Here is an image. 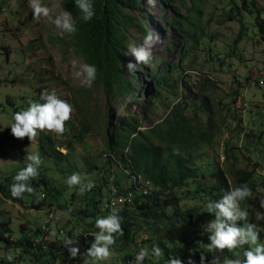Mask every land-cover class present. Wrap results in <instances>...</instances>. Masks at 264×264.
<instances>
[{"label":"rangeland","instance_id":"obj_1","mask_svg":"<svg viewBox=\"0 0 264 264\" xmlns=\"http://www.w3.org/2000/svg\"><path fill=\"white\" fill-rule=\"evenodd\" d=\"M162 1L164 10H167L165 12L158 6V0L154 4L143 0L141 5V14H146L150 20L147 32L158 33L161 38V42L152 48L153 59L148 66L158 70L171 64L175 66L177 59L180 61L176 49L170 47L174 46L173 42L178 45L184 40L180 35L172 38L168 26L172 20H190V34L199 42L197 47L192 48V39H187L186 44L191 49L178 69L172 67V74L176 73L177 77L187 82L182 101L188 102L195 93L199 95L195 108L188 103L186 113L193 118L196 113L193 124L199 131L210 132V145L209 142H204L202 147L200 144L193 155L189 149L183 150V153L190 155L194 164L200 167L210 164L225 170L228 164H234L236 168L248 171L253 169V197L242 202V207L248 208L251 222L256 223L255 212H264L259 206V201L264 200V175L257 171H264V141L257 139L261 131L264 132V41L257 35L252 17L243 12L238 15L236 10H233L232 17H228L233 8L230 2L236 1L240 5V0H196L202 3L200 18L197 20L187 10L193 6L191 1ZM247 1L260 8L264 18V0ZM43 3L53 8L54 12L64 10L61 0H43ZM233 18H237V21ZM172 25L175 26L174 23ZM130 37L138 40L137 45L143 43L142 35L137 30H131ZM129 57L135 63L134 57ZM73 61L76 62L75 67ZM82 64H86L84 58L75 51L69 33L61 34L47 19L34 21L29 0H0V185L5 184L10 189L11 184L7 180L14 182L15 174L25 166L27 153H39L40 135L31 143L27 138L18 140L11 135L8 124L13 113L26 109L30 100L39 101V94L44 89H54L60 98L68 100L75 108L72 119L66 124L68 131L63 136L49 133L62 157L54 155V161L52 155H40L44 164L40 168L38 179L43 178L47 182L49 191L45 192L46 198L37 204L26 196L21 203L0 194V225H6L8 230L4 231V235L12 241L21 240L47 223L50 228H43L51 229L55 236L58 228L72 231V239L78 240L81 255L70 259L68 254V259L61 264H83L87 256L84 253L86 250L81 249L82 235L98 231L94 218H85L79 214L81 210H86L89 214L86 203L94 195V188L81 195L78 186L68 188L66 178L73 172H79L88 179L87 174L91 172L94 163L97 165L95 171L98 177L100 172L102 174L103 169L100 168L106 165V161L98 156L106 151L103 131L106 110L109 109L108 122L112 127L117 126L122 118L131 115L140 117L148 109L151 83L155 79L152 75H146L148 66L140 67L137 70V85L140 86L138 98H126L128 101L123 104L121 101L107 100L102 86L97 82H93L91 87L83 86L80 79L74 76V72ZM141 81L148 86L141 87ZM202 96L209 100L211 109L208 114L198 110ZM177 99V96L160 88L159 97L153 101V115L143 121L142 125L148 128L163 119ZM209 118L211 131L206 123ZM82 126H86L88 130L78 141L76 135ZM248 131H251V136L246 137ZM69 145L70 150L66 148ZM179 150L181 151L180 148ZM54 162L58 163L57 166ZM112 172L116 173L118 170L114 168ZM227 179L234 186L232 178L227 176ZM97 181H94L95 187L99 186ZM40 189L43 190V186ZM187 189H179L176 193L180 195ZM106 193L103 190L101 198L99 197V206L105 201ZM131 194V198H134L133 193ZM183 195L185 194L181 197ZM186 195L188 201L194 198L192 193ZM190 204L198 206L199 202L195 200ZM96 215L99 217L102 214ZM209 221L208 217L203 219L205 225ZM259 224L264 227V221ZM159 234L161 236V233L154 235L146 231L138 233L137 242L141 237H147V240L139 245L129 264H132L142 247L146 246L151 251L152 245L158 244L162 248L159 242L165 243L170 254L177 255V249L166 244L165 240L159 238ZM55 236L46 238L50 237L52 240ZM261 239H264V231ZM17 248L22 249L12 245L7 247L5 241L0 239V261L8 264L6 255ZM118 249L120 248L116 244L113 245L112 258L101 264H127L123 258L126 254L131 255L132 249L121 252ZM165 260L164 255L160 260L145 259L143 264H162ZM13 264L38 263L32 262L31 257L22 249L21 255Z\"/></svg>","mask_w":264,"mask_h":264},{"label":"trees","instance_id":"obj_2","mask_svg":"<svg viewBox=\"0 0 264 264\" xmlns=\"http://www.w3.org/2000/svg\"><path fill=\"white\" fill-rule=\"evenodd\" d=\"M143 0H92L96 11V16L90 22L82 19V13L75 7L74 0H61V7L72 13L77 18V31L69 34L74 45L75 51L80 54L86 64L95 65L98 73L94 82L99 83L107 100L121 101L127 103L128 99L135 100L138 98L140 86L137 85L139 74L137 71L128 72L127 63L130 61L129 55H125L130 44H137L136 39H131V30H137L144 38L147 35L146 27L150 20L146 14H141V5ZM193 6L187 10L194 15V20L200 18L201 1L189 0ZM239 5L236 1L230 2L231 8L228 17H232L233 10L238 15L242 12L252 17L254 28L257 35L264 41V18H262L260 8L247 0H240ZM162 0H158V6L164 10ZM167 10H164L165 12ZM234 19V18H233ZM237 21V18L234 19ZM174 23L175 26L172 25ZM169 23L172 38L180 35L184 42L176 44L170 48H175L177 59L175 66L171 64L165 68L158 70L147 67L148 76H154L152 81V90L150 91L148 109L140 117L130 116L119 120V124L115 127L110 126L109 109L106 110V116L103 120V131L106 151L98 157L106 161L100 169L99 177L95 171L96 163L93 164L91 172H87L88 180L96 181L98 187H94L93 196L86 203L89 214L86 210L79 211L80 215L85 218L91 217L96 220V214H102L99 217L107 216L111 213L113 206H106V214L100 211V198L103 190H106L108 196L110 185H115L121 191L122 198H131L134 195L132 205L130 207L119 208V214L123 217L122 227L124 229L123 236H117L116 246L120 252L132 249V254H126L123 260L129 264L135 252L138 251L139 244L137 242V234L142 231L151 234H159V238L165 240L172 247L176 248L179 256L185 260L191 256L196 264H200V255L205 252L204 249L197 248V241H203L205 244L209 242L207 225L203 219H214V214L206 212V203L209 200H219L224 191L228 190L230 181L227 176L232 178L234 186L247 183L253 189L252 177L254 170H246L236 168L234 164H228L225 170L215 168L216 166H196L191 156H186L183 150L197 151L199 145L204 146V142H209V133L204 130L199 131L193 124L194 118L189 117L186 113L189 109L188 103L195 108V102L199 95L191 96L188 102L182 101V94L187 90V82L180 79L177 74H172V67L179 68L181 61L188 55L190 47L186 44L187 39H192V48L197 47L198 40L194 35L190 34V20L182 18L172 20ZM194 25V23H192ZM240 39V38H239ZM204 48L207 49L206 46ZM123 65V66H122ZM144 65H138L137 70ZM256 83V82H255ZM141 81V87H147ZM252 85V82H251ZM160 88H164L169 94L177 96V101L171 106L168 113L158 122L150 127H144L143 121H146L153 115V101L159 97ZM188 88H190L188 86ZM180 90V93H179ZM128 98V99H126ZM242 105V104H241ZM192 108V109H193ZM203 113H210V103L205 97H201L198 110ZM207 127L211 131L212 125L210 118L207 120ZM144 131H139V129ZM88 128L82 126L76 139H80L87 132ZM243 130V128H242ZM241 130V132H242ZM240 132V133H241ZM246 137L251 136V131L245 134ZM244 136V133H243ZM39 153L42 157H52L55 161L56 157H62V154L56 150V145L49 133H40ZM259 141L264 140V132L261 131L257 138ZM71 149L70 145L66 146ZM181 149V151L179 150ZM51 153V154H50ZM56 157H55V156ZM66 157V156H65ZM57 166L58 163L54 162ZM105 166V167H104ZM116 168L118 172H112ZM112 179V181H111ZM10 184L13 182L7 180ZM43 186V190L40 189ZM36 192H48L47 182L42 178L30 182ZM112 183V184H111ZM264 185V182H262ZM148 185V186H147ZM151 187H150V186ZM182 188H188L185 192L177 195L176 191ZM190 188V189H189ZM142 190L147 191V195L142 194ZM192 191V192H191ZM193 194V199L186 200V194ZM0 194L5 198H12L10 189L5 184L0 185ZM182 194L183 197H181ZM31 197L34 202L35 196ZM97 196V197H95ZM100 197V198H99ZM23 199L18 200L21 203ZM199 202V205L190 204L192 201ZM185 201V203H184ZM191 201V202H190ZM90 215V216H88ZM95 223V221H94ZM44 226H48L47 223ZM43 226V227H44ZM43 227H38L29 235H25L21 240L12 241L4 235L8 228L6 225H0V239L5 241L7 247H22L25 254L31 257V261L38 264H61L68 259L67 252H60L58 245L59 239H52L47 236H40ZM50 228V227H49ZM96 230H98L96 228ZM68 236L72 237V231L65 230ZM91 232L82 235L81 249L84 251L90 247V243L94 240ZM38 240V241H36ZM165 250L166 260L170 254L167 251L165 243L159 242ZM247 247V246H245ZM242 250L236 253L225 251L221 255L233 257L240 254ZM210 261L212 254L205 253ZM165 260V261H166ZM163 261L162 264H165ZM69 264V263H68Z\"/></svg>","mask_w":264,"mask_h":264},{"label":"clouds","instance_id":"obj_3","mask_svg":"<svg viewBox=\"0 0 264 264\" xmlns=\"http://www.w3.org/2000/svg\"><path fill=\"white\" fill-rule=\"evenodd\" d=\"M148 2L154 4L155 0H148ZM74 4L82 13L83 21L90 22L96 16L92 0H74ZM29 6L34 21L40 22L42 19H47L60 30L61 34H72L77 31V18L69 11L54 12V9L45 5L43 0H29ZM160 42L159 34L149 31L143 38L142 44H130L125 55L134 57L135 63L132 61L127 63L128 72L137 71L138 65H150L153 59L152 48ZM73 66H76L75 61H73ZM97 73L98 69L95 65L82 64L79 70L74 72V76L80 79L83 86L91 87ZM74 112V106L68 100L60 98L54 89L51 91L44 89L39 94V101L30 100L26 109L13 113L8 127L15 139L27 138L30 143L42 132L53 133L60 137L68 131L66 124L72 119ZM139 131H144V129L141 128ZM25 160V166L13 177L14 182L10 185V194L13 199H23L25 193L30 196L34 195L36 197L34 203L39 204L46 198V193L43 191L37 193L30 182L38 179L44 160L39 153L35 152L27 153ZM257 171L264 175V171L260 169ZM65 183L69 189L78 186L81 195L90 192L96 186L94 181L88 180L79 172L69 175ZM112 191H116L115 187ZM252 197V189L247 183L235 187L230 183L228 190L224 191L218 201L209 200L206 203V212L214 214L215 218L207 223L209 242L206 244L203 241L196 242L198 249L205 250L200 255V264H264V239H261L264 227L259 224L260 221H264V212L257 210L254 214L256 223H253L248 208L242 207V202ZM120 203H123V198L120 199ZM115 204L116 201H113L110 214L96 218L95 227L98 231L91 234L94 240L84 252L87 259L83 261V264H101L112 258V246L116 244L117 236L124 235L123 217L119 214L120 210L115 207ZM259 206L264 209V200L259 201ZM51 235L55 236V232ZM78 244L77 239L64 238L63 245L67 248L70 259L81 255ZM237 250H242V254H235L233 257L221 255L225 251L236 253ZM21 252L20 248L9 252L5 257L8 264H13ZM205 253L212 254L210 261ZM164 255V249L158 244H153L151 251L145 246L136 253L132 264H143L145 259L160 260ZM165 264H196V262L191 256L185 262L177 254L169 256Z\"/></svg>","mask_w":264,"mask_h":264},{"label":"built area","instance_id":"obj_4","mask_svg":"<svg viewBox=\"0 0 264 264\" xmlns=\"http://www.w3.org/2000/svg\"><path fill=\"white\" fill-rule=\"evenodd\" d=\"M111 181H112V179H111ZM113 187H115V189H116L115 192L112 191ZM142 194L147 195L148 193L146 190H142ZM121 198H122L121 191H119V189L115 185H113V184L110 185L108 196L106 197L105 201L100 206V211L103 212V214H106V206H113V201H116L115 207L118 209L123 208V207L128 208L132 205L133 198H123V203H120ZM40 230H41V227H40ZM50 235H51V229H49V231H41L40 236H50ZM66 237L72 238L71 236H68L66 234V232L64 231L63 228H58L56 231L55 239L57 238L60 240L59 245H58L60 252H66L67 248L63 245V240ZM143 240H147V237H141L139 242H142ZM36 241H38V240H36ZM84 247L85 246L82 245V248H84ZM0 264H6V263L4 261H0Z\"/></svg>","mask_w":264,"mask_h":264},{"label":"bare ground","instance_id":"obj_5","mask_svg":"<svg viewBox=\"0 0 264 264\" xmlns=\"http://www.w3.org/2000/svg\"><path fill=\"white\" fill-rule=\"evenodd\" d=\"M109 207V206H108ZM43 231H49V229L48 228H43Z\"/></svg>","mask_w":264,"mask_h":264}]
</instances>
